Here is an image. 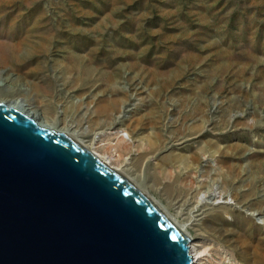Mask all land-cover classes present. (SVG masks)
Returning a JSON list of instances; mask_svg holds the SVG:
<instances>
[{
    "label": "rangeland",
    "instance_id": "1",
    "mask_svg": "<svg viewBox=\"0 0 264 264\" xmlns=\"http://www.w3.org/2000/svg\"><path fill=\"white\" fill-rule=\"evenodd\" d=\"M0 71L83 144L120 126L113 164L213 264H264V0H0Z\"/></svg>",
    "mask_w": 264,
    "mask_h": 264
},
{
    "label": "water",
    "instance_id": "2",
    "mask_svg": "<svg viewBox=\"0 0 264 264\" xmlns=\"http://www.w3.org/2000/svg\"><path fill=\"white\" fill-rule=\"evenodd\" d=\"M136 186L73 137L0 104V264H190Z\"/></svg>",
    "mask_w": 264,
    "mask_h": 264
},
{
    "label": "bare ground",
    "instance_id": "3",
    "mask_svg": "<svg viewBox=\"0 0 264 264\" xmlns=\"http://www.w3.org/2000/svg\"><path fill=\"white\" fill-rule=\"evenodd\" d=\"M6 17H7V14H6ZM34 41H35V39H34ZM31 43L28 42V41H26V40L19 41V42H13L11 44V46L13 47L14 50H12V51L15 53V51H21L22 48L24 49L26 47L30 51V50H32L31 49L32 48V44ZM10 79L11 78L9 77V74H7V73L5 74L4 72L2 73L0 71V87H4V86H8V87L9 86H12L13 87L14 86V82H12V80H10ZM13 80H15V79H13ZM15 82H17V81H15ZM10 96H12V95H10ZM0 104H3L5 106H7V107H11V108H14V109L18 110L22 114H24L27 117H30L31 119H33L37 124H39L42 127L50 128L52 130H55L58 133H64V129H65L64 126L63 127H60V126H56L55 127V126H53V124L51 122H49L47 120L40 119L39 117H37V115L35 114L34 111H33V113H31L28 109H24V107L20 103V98L19 97H13V96L12 97H9V96L8 97H6V96L5 97H0ZM106 136H112V137L115 138L116 141L114 140L115 142L108 143L107 146H106V148H105V150H104V152L99 153L97 149H98V147H100V146H102L104 144V143H102V141H103V138L106 137ZM89 141L90 142L88 144H86L85 142H84V144L81 143V142H79V141H77V142L80 143L85 149H87L91 154H93L96 158H98L101 162H103L109 168H111L114 171L120 173L126 179H128L134 186H136L142 193H144L155 204V206L157 208L160 209V207L157 205V202L144 189H142L138 185L137 182H135L133 179H131V177L129 178V176H127L125 174V172L123 171V166L121 164H116V165L113 164V162L119 160L122 157L121 154H120V152H119V150H118V147H120L121 145H123L124 148L129 149L130 146L132 147V145H134V140L133 139H129V135L127 133H125L124 130L120 126L119 127H116V128L114 127V128H112L111 130H109L107 132H96L94 134V136H92V139H90ZM124 160H127V158L125 157ZM169 168H167V169H169ZM204 215H205V213H204ZM171 225L179 233V235L185 240V243H186L187 249H188V253H189L190 257H191V263L190 264H213L214 263V258L211 255V253L206 248L203 247V244L199 240H195L194 238L191 237L192 234L191 235L189 234V229L187 227L183 231L181 229V227H177V226L175 227L172 223H171ZM200 227H199V229H200ZM212 227H214V226H212ZM216 229H217V227H216ZM181 232H183L184 236L181 235L182 234ZM220 233H222V232H220ZM245 255H246V253H245ZM253 264H259V258H257L256 261H255V263L253 262Z\"/></svg>",
    "mask_w": 264,
    "mask_h": 264
}]
</instances>
